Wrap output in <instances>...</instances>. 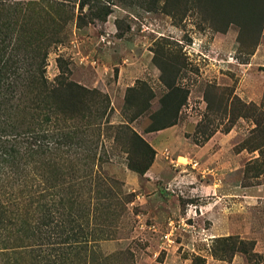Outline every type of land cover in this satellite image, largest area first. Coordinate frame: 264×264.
<instances>
[{"label":"rangeland","instance_id":"obj_1","mask_svg":"<svg viewBox=\"0 0 264 264\" xmlns=\"http://www.w3.org/2000/svg\"><path fill=\"white\" fill-rule=\"evenodd\" d=\"M0 8L16 34L25 83L44 72L49 83L61 76L110 101L84 109L91 115L76 124L80 148H63L52 157L58 173L48 170L49 188L61 178L64 195L78 197L66 212L91 235L93 257L114 256L102 264H264V169L245 176L259 158L244 149L255 126L223 113L227 91L246 104L263 100L264 0H0ZM120 65L130 69L118 101L104 84L118 78ZM24 91L31 102L35 90ZM64 99L72 109L71 95ZM36 106V116L45 112ZM179 124L189 149L173 142L157 158L147 136ZM179 148L185 158L176 157ZM130 163L151 166L139 175ZM192 172L194 179H177ZM204 182L217 192L192 189ZM143 216L149 225L157 219V232L143 228ZM229 237L236 250L225 255L217 241Z\"/></svg>","mask_w":264,"mask_h":264},{"label":"trees","instance_id":"obj_2","mask_svg":"<svg viewBox=\"0 0 264 264\" xmlns=\"http://www.w3.org/2000/svg\"><path fill=\"white\" fill-rule=\"evenodd\" d=\"M1 15L2 12H0V264H102L114 256H100L96 259L94 254L93 257L92 254L96 252L90 247L91 235L83 224L71 218V212L68 210L66 212L68 204L70 211L77 207L78 197L68 198L64 195V182L61 178H54V185L49 188L48 170L52 168L58 173L61 164L52 161V157L53 155L57 157L58 152H63V148L67 150L80 148V132L76 124L91 115L83 112L84 109L94 108L95 100L99 99V104L104 105L109 99L96 90L90 91L78 84L67 82L61 76L54 83H49L44 72L36 80L25 83L26 80L23 78L25 71L20 66L23 61L17 52L16 34L14 36L11 32L12 23L3 22ZM20 70L24 72L21 73ZM29 87H33L36 92L31 102H28V92L24 91ZM168 89L169 94L185 93L177 87ZM65 95H71L74 102L72 109L65 107ZM226 95L223 113L230 118L229 122L237 117L236 119L251 120L255 126L250 137L244 142V149L250 153L259 152V158L247 165L245 170L247 177L249 173H258L259 167L264 169V95L259 105L246 104L234 95V92L227 91ZM186 100L187 96L184 95L179 102L180 107ZM36 104L42 106V110L45 111L43 114L37 116L34 114ZM233 125L234 122L226 133L231 131ZM147 148L150 150L148 145ZM151 152L155 154L154 151ZM150 166L151 163L143 167L130 163L129 169L144 175ZM44 172H47V176ZM121 192L119 194L122 195ZM230 240L229 237L217 241L224 244L222 253L225 255L236 250ZM240 244L243 246L245 243ZM238 252L249 253L242 248ZM122 255H126L130 261L129 252Z\"/></svg>","mask_w":264,"mask_h":264},{"label":"crops","instance_id":"obj_3","mask_svg":"<svg viewBox=\"0 0 264 264\" xmlns=\"http://www.w3.org/2000/svg\"><path fill=\"white\" fill-rule=\"evenodd\" d=\"M130 68H127L125 65H120V71H119V76L117 79H115L114 82H112L111 84L105 83L104 87L107 89V92L110 95V98H115L119 101V99H124V95H125V89H123V86L125 85V78H127L128 75V71ZM107 74V71H105L104 73H102V81H103V75ZM133 74V72H132ZM130 87V86H128ZM147 127H145L146 129ZM178 128V129H176ZM150 134V135H149ZM147 136V139L149 140L150 144L155 148L156 151H158L157 154V158L159 157V150L162 151L163 149L169 148L170 147V143L176 142V143H180V148L181 151H183V149H185L186 151L189 149L187 146L189 143L188 140L185 138V134H184V126L182 124L177 125L176 127H172L169 129H165L160 131L158 134L160 135H154L155 133H149ZM174 135L173 139H170L169 136ZM154 136V137H153ZM211 142V141H210ZM180 148L179 151L177 152V158H185L183 155H181L180 152ZM150 173H153L154 176L158 175L159 173L154 171V169H152V171H150ZM150 173L148 172L146 174V176H150ZM193 175H185V176H179V178L181 180H189V178ZM150 178V177H147ZM195 177H191V179H194ZM179 181V182H180ZM150 182V181H149ZM192 189L195 191H201L204 194H211V193H216L217 192V188H214V184H209L207 182L201 183L200 185H192ZM144 218V216H143ZM155 219V218H154ZM145 221V223H143V228H148L154 232H157V229H159V225H161L157 219L156 221H154V224H148L147 218L143 219ZM143 222V221H142ZM182 222H184V219H181L179 221V223L181 224ZM173 224V222L171 221L168 225L171 226ZM165 234V233H164Z\"/></svg>","mask_w":264,"mask_h":264},{"label":"built area","instance_id":"obj_4","mask_svg":"<svg viewBox=\"0 0 264 264\" xmlns=\"http://www.w3.org/2000/svg\"><path fill=\"white\" fill-rule=\"evenodd\" d=\"M168 237H169V234H166L164 238H165V239H168Z\"/></svg>","mask_w":264,"mask_h":264}]
</instances>
